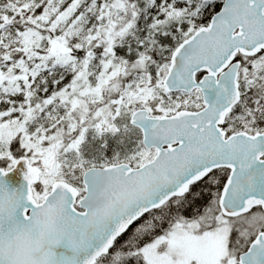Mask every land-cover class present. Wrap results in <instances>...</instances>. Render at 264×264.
Returning a JSON list of instances; mask_svg holds the SVG:
<instances>
[{
    "label": "snow or ice",
    "instance_id": "6c2138e0",
    "mask_svg": "<svg viewBox=\"0 0 264 264\" xmlns=\"http://www.w3.org/2000/svg\"><path fill=\"white\" fill-rule=\"evenodd\" d=\"M0 264H264V0H0Z\"/></svg>",
    "mask_w": 264,
    "mask_h": 264
}]
</instances>
